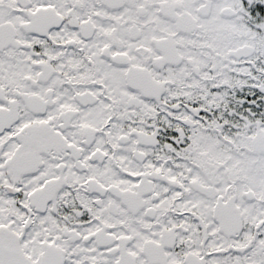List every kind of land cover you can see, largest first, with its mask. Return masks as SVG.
<instances>
[{"label": "snow or ice", "instance_id": "obj_1", "mask_svg": "<svg viewBox=\"0 0 264 264\" xmlns=\"http://www.w3.org/2000/svg\"><path fill=\"white\" fill-rule=\"evenodd\" d=\"M0 264H264V0H0Z\"/></svg>", "mask_w": 264, "mask_h": 264}]
</instances>
